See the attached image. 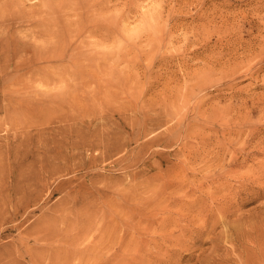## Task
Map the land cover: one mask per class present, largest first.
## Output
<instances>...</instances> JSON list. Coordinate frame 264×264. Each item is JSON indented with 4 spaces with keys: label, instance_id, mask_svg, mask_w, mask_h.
<instances>
[{
    "label": "rangeland",
    "instance_id": "rangeland-1",
    "mask_svg": "<svg viewBox=\"0 0 264 264\" xmlns=\"http://www.w3.org/2000/svg\"><path fill=\"white\" fill-rule=\"evenodd\" d=\"M0 68V264H264V0H0Z\"/></svg>",
    "mask_w": 264,
    "mask_h": 264
},
{
    "label": "bare ground",
    "instance_id": "bare-ground-1",
    "mask_svg": "<svg viewBox=\"0 0 264 264\" xmlns=\"http://www.w3.org/2000/svg\"><path fill=\"white\" fill-rule=\"evenodd\" d=\"M94 18V17H93ZM96 20V19H95ZM98 21V20H97ZM3 24V23H2ZM92 29V28H91ZM62 41V43L59 45V47L58 48H56L55 46L53 47V48H51V49H47V50H43V51H40L39 53H38V58H42V59H45V60H53V59H65L66 57H67V50H66V44H65V42H64V40L62 39L61 40ZM70 50V49H69ZM69 57H70V55H69ZM28 58H22V60L20 61V64L22 63V64H25V63H28L29 61L27 60ZM13 62V61H12ZM37 62V61H36ZM76 65V64H75ZM77 66V65H76ZM23 67H25V66H23ZM26 68V67H25ZM1 69V68H0ZM10 69H11V67H10ZM16 69H17V67H16ZM79 70V69H78ZM62 72H65V71H62ZM69 73V72H68ZM64 74V73H63ZM73 74V73H72ZM68 75V74H67ZM46 78V77H45ZM47 79V81L48 80H50V82H51V80L53 79H50V78H46ZM76 79H77V77H76ZM80 79V78H79ZM38 80V79H37ZM80 82V81H79ZM75 99V98H74ZM1 103H3V102H1ZM76 103V102H75ZM3 107V106H2ZM94 253V252H93Z\"/></svg>",
    "mask_w": 264,
    "mask_h": 264
}]
</instances>
